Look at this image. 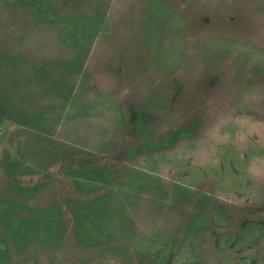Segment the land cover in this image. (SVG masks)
I'll return each instance as SVG.
<instances>
[{
	"label": "rangeland",
	"instance_id": "1",
	"mask_svg": "<svg viewBox=\"0 0 264 264\" xmlns=\"http://www.w3.org/2000/svg\"><path fill=\"white\" fill-rule=\"evenodd\" d=\"M0 264H264V0H0Z\"/></svg>",
	"mask_w": 264,
	"mask_h": 264
}]
</instances>
